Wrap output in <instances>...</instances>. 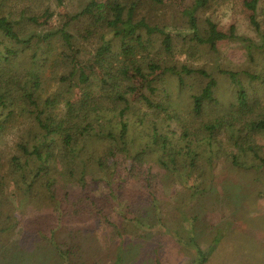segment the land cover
Instances as JSON below:
<instances>
[{
    "label": "trees",
    "instance_id": "16d2710c",
    "mask_svg": "<svg viewBox=\"0 0 264 264\" xmlns=\"http://www.w3.org/2000/svg\"><path fill=\"white\" fill-rule=\"evenodd\" d=\"M261 1L242 4L264 46ZM219 7L0 0L2 248L35 235L58 264H121L125 241L151 234L208 261L220 230L207 250L196 232L216 170L264 177V100L223 70L238 87L223 104L202 63L222 42L254 46Z\"/></svg>",
    "mask_w": 264,
    "mask_h": 264
},
{
    "label": "rangeland",
    "instance_id": "374dc122",
    "mask_svg": "<svg viewBox=\"0 0 264 264\" xmlns=\"http://www.w3.org/2000/svg\"><path fill=\"white\" fill-rule=\"evenodd\" d=\"M166 1L176 6L180 3V0ZM242 1L220 0L213 17L224 29L234 22L237 33L249 37L254 46L246 49L240 42H222L217 52L203 55V66L218 79L216 95L223 104L238 90L223 70L236 72L243 89L264 100V46L249 22L250 11ZM256 14L264 36V0ZM250 74L258 77L251 79ZM216 171L212 193L216 205L204 211V221L196 232L199 248L207 250L215 230H220L218 245L205 264H264V177L255 182L251 174L223 165ZM22 241L27 242H22L25 246L14 243L2 248L5 238L0 235V264H58L54 257H46L44 243L35 235H28ZM125 242V250H131L122 254L121 264H155L154 251L162 264H185L195 253L189 247L179 249L151 234H139ZM134 244L137 249L132 250Z\"/></svg>",
    "mask_w": 264,
    "mask_h": 264
}]
</instances>
